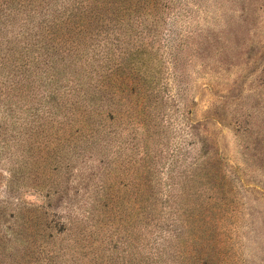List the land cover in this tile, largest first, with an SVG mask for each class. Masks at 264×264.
Listing matches in <instances>:
<instances>
[{
  "label": "rangeland",
  "instance_id": "374dc122",
  "mask_svg": "<svg viewBox=\"0 0 264 264\" xmlns=\"http://www.w3.org/2000/svg\"><path fill=\"white\" fill-rule=\"evenodd\" d=\"M84 2L0 0V22L81 18ZM100 12L57 29L54 87L70 85V36L87 48L108 35L125 54L115 110L73 127L53 109L29 135L9 130L0 98V264H264V0H105ZM46 88L22 100L44 105Z\"/></svg>",
  "mask_w": 264,
  "mask_h": 264
},
{
  "label": "trees",
  "instance_id": "16d2710c",
  "mask_svg": "<svg viewBox=\"0 0 264 264\" xmlns=\"http://www.w3.org/2000/svg\"><path fill=\"white\" fill-rule=\"evenodd\" d=\"M103 1L105 2V0H86L84 2L86 7H83L81 12L87 16L81 18L67 17L50 20L45 16H51V14H44V17L38 21L24 19L17 27L14 26L17 24L16 21L12 23L11 19L0 22L4 24L2 26L12 30L0 36V46L5 45L3 52H0V98L4 97L8 101L5 107L10 131L21 132L27 129L30 132H27L29 135L37 134L39 129L46 128L47 122L54 121L53 116L56 113L53 109L67 110V124L73 123V127L78 119H85V122L100 116L106 102L110 108L116 109L113 100L118 96V74L125 69L123 63L125 54L120 59L119 48H116L115 42L108 35L103 36V40L90 36L92 47L87 48L85 39H72L70 36V48L64 51L68 58L67 60L62 58V61H69V66L72 68L70 85L67 86L69 88L65 89V92L54 87L55 76H59L57 68L64 64L58 62L60 43L56 42L54 34L58 37L57 29L61 26L78 25L80 22L79 27L83 28L85 24L87 27L90 26L94 19L101 21L98 15H101ZM97 11L100 12L98 15H96ZM6 22L8 24H5ZM16 29H18L17 32H15ZM46 80L49 83H46ZM40 86L48 87L39 95L43 98L41 101L45 102L44 105L40 102L37 107H28L22 98L27 93L34 95L35 91L40 92ZM110 95L113 97L112 101H106ZM43 120L46 122L44 123ZM98 129L105 141L106 138L112 140L115 137L112 135L113 132H108L103 128L104 132ZM166 164L168 165V162ZM178 164L179 161L175 159L169 163L166 169L168 177L173 178L178 173ZM211 178L208 173L207 179ZM93 205L94 210L89 211L88 220L94 219L93 211L98 209L99 201L92 200L91 207Z\"/></svg>",
  "mask_w": 264,
  "mask_h": 264
}]
</instances>
